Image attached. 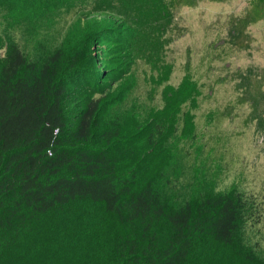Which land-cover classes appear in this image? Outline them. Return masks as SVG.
Instances as JSON below:
<instances>
[{
    "label": "trees",
    "instance_id": "16d2710c",
    "mask_svg": "<svg viewBox=\"0 0 264 264\" xmlns=\"http://www.w3.org/2000/svg\"><path fill=\"white\" fill-rule=\"evenodd\" d=\"M188 3L0 0V264H77L79 258H88L87 264H210L219 261L216 251L232 243L239 228L264 226V201L255 193L233 185L208 194L201 185L202 196L193 203L173 205L158 184L162 180L146 169L139 173L140 159L156 147L157 137L176 152L181 140L195 136V117L182 106L196 99L198 83L187 76L172 95L167 88L174 72L169 52L184 33L174 27L176 12ZM249 3L264 14V0ZM72 11L79 23L69 30L75 29L71 36L79 42H52L45 33L56 23L62 26ZM102 13L124 21L126 55L147 66L146 97L153 103L157 91L164 103L160 110L152 104L149 118L139 123L145 147L132 180L134 152L123 158L113 153L128 140L114 125L99 127L103 95H87L62 77L71 57L80 59L82 39L100 37L88 25ZM255 20L240 31L234 24L230 43L247 36ZM259 115L264 119L263 113L254 118ZM211 235L222 246H208ZM253 244L259 252L261 240ZM258 256L264 264V253Z\"/></svg>",
    "mask_w": 264,
    "mask_h": 264
},
{
    "label": "rangeland",
    "instance_id": "374dc122",
    "mask_svg": "<svg viewBox=\"0 0 264 264\" xmlns=\"http://www.w3.org/2000/svg\"><path fill=\"white\" fill-rule=\"evenodd\" d=\"M96 15L95 24L88 27L99 30L100 37L82 39L76 56L80 59L72 56L69 70L62 77L82 86L87 95L95 91L103 95L99 127L105 130L114 125L128 140L113 153L116 158H123L134 152L129 176L132 180L138 156L145 147V134L139 123L149 118L152 104L160 110L164 103L157 91L152 92L153 103L146 97L150 87L144 81L147 66L126 55L129 30L124 21L116 14ZM64 18L62 26L56 23L45 34L60 45L78 43L73 41L75 35L71 36L75 29L69 30L73 23H79L78 14L72 11ZM255 18L247 26L248 35L240 36L232 45L231 27L235 24L236 31H240ZM174 27L184 33L178 34L169 52L174 72L167 88L172 95L187 76L198 83L200 93H196V99L191 98L182 106L195 117V136L181 140L182 153L180 149L168 151L162 147L167 139L160 143L157 137L156 147L140 159V175L146 169L162 180L158 184L173 205H182L186 200L193 203L202 196V190L217 195L233 185L264 201V126L260 125L264 119L260 115L254 118L264 114V14L249 0H191L176 12ZM247 231L239 228L234 241L216 251L221 261L211 260L210 264H263V256L258 254L264 253V226L259 224ZM257 240L262 244L257 245L259 252L253 246ZM206 242L211 247L222 246L212 235ZM50 260L58 262L55 258ZM87 261L88 258H79L77 264Z\"/></svg>",
    "mask_w": 264,
    "mask_h": 264
}]
</instances>
